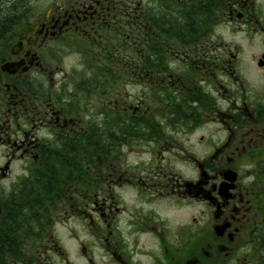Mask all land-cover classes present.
Segmentation results:
<instances>
[{
  "label": "flooded vegetation",
  "instance_id": "obj_1",
  "mask_svg": "<svg viewBox=\"0 0 264 264\" xmlns=\"http://www.w3.org/2000/svg\"><path fill=\"white\" fill-rule=\"evenodd\" d=\"M0 264H264V0H0Z\"/></svg>",
  "mask_w": 264,
  "mask_h": 264
},
{
  "label": "rangeland",
  "instance_id": "obj_2",
  "mask_svg": "<svg viewBox=\"0 0 264 264\" xmlns=\"http://www.w3.org/2000/svg\"><path fill=\"white\" fill-rule=\"evenodd\" d=\"M74 62H75V60L73 58L66 59V60H64V67L68 68L70 66H73ZM261 83H262V81H261ZM261 83L259 85H261Z\"/></svg>",
  "mask_w": 264,
  "mask_h": 264
}]
</instances>
